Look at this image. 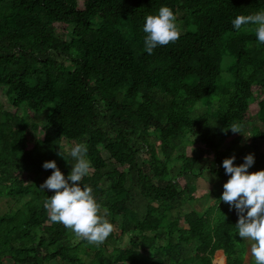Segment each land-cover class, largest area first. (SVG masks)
Returning <instances> with one entry per match:
<instances>
[{
	"label": "trees",
	"instance_id": "1",
	"mask_svg": "<svg viewBox=\"0 0 264 264\" xmlns=\"http://www.w3.org/2000/svg\"><path fill=\"white\" fill-rule=\"evenodd\" d=\"M163 6L183 32L149 55L143 26ZM261 10L264 0H0V88L17 110L0 102V195L16 204L0 214V264H214L218 251L246 264L224 189L204 212L184 207L209 201L201 178L229 179L226 158L254 154L248 172L264 170V44L254 25L231 23ZM198 142L208 152L189 155ZM78 143L91 165L80 186L114 228L99 246L51 222L54 191L23 178H49L48 161L67 178Z\"/></svg>",
	"mask_w": 264,
	"mask_h": 264
},
{
	"label": "clouds",
	"instance_id": "2",
	"mask_svg": "<svg viewBox=\"0 0 264 264\" xmlns=\"http://www.w3.org/2000/svg\"><path fill=\"white\" fill-rule=\"evenodd\" d=\"M231 23L237 31L244 25H254L258 45L264 44V10L247 16L238 15ZM143 32L146 34L143 41L144 51L149 55L158 46L175 43L181 35L173 11L166 6L159 8L158 15L146 17ZM229 129L236 134L243 132V126L236 123L230 125ZM87 151L84 143H78L71 148L70 156L75 163L72 164L67 178L55 161L45 162L43 168L53 171L40 189L55 193L44 205L51 222L60 223L77 237L99 246L106 241L114 228L100 215L101 205L96 202L92 188L87 185L83 188L80 186L79 182L88 175L91 168L90 161L86 158ZM57 155L67 161L63 151L60 150ZM235 159L233 155L223 160L222 167L229 179L223 185L224 191L219 201L229 205L230 210L235 209L239 217L235 225L238 237L253 242L250 252L255 264H264V170L251 174L248 172L255 162L254 154L246 155L239 166L234 165Z\"/></svg>",
	"mask_w": 264,
	"mask_h": 264
},
{
	"label": "rangeland",
	"instance_id": "3",
	"mask_svg": "<svg viewBox=\"0 0 264 264\" xmlns=\"http://www.w3.org/2000/svg\"><path fill=\"white\" fill-rule=\"evenodd\" d=\"M180 25H184V22L182 20V16H180L179 20H178V27L180 29V31L183 32V28H181ZM226 59V58H225ZM224 64H225V61L223 63V67H224ZM0 102L4 105V108L9 110V111H12V112H15L17 111L8 101L7 97H6V94H5V89L3 88H0ZM254 107H253V111L254 112H257V109H258V105L256 103H253ZM245 137L247 138L245 142H243V144L247 145L248 147H251L252 146V138L248 137V134L245 135ZM65 144H67L65 142ZM228 144L225 143L221 146V150L222 151H225L227 148H228ZM32 148V146H30ZM73 146H70L67 148L68 150V153H70V150ZM259 150L264 152V145H260L259 146ZM201 151H204L205 153L208 152L207 148L202 144V143H196L195 145H191L188 147V150H187V153L189 155H192L194 153H199ZM103 153V156L105 158H108L109 157V154L103 150L102 151ZM161 158H162V155H161ZM146 159H148L146 157ZM172 165V164H171ZM90 172V171H89ZM24 180L27 182V183H33L35 179H43L44 181L47 179L46 178V173L45 172H42L39 176H35L31 173H27L24 175ZM228 180V179H227ZM227 180H225V183L227 182ZM44 183V182H43ZM225 183H219V185L215 184L212 185L207 179H203L201 178L199 181H198V184H197V193L199 195V197H204L206 195H210L209 196V201H203V202H196L194 203L193 205H188L184 207V210L185 211H190L192 209H197L199 210L200 212H204L208 207L214 205L216 203V193L213 192V189H215L216 187V190L218 192H220L219 190H222L223 189V185ZM217 185V186H216ZM215 186V187H214ZM47 190V189H46ZM16 204L13 202V200L11 201L9 199V197L7 195H0V214H5L7 212L10 211L11 208H13ZM19 206V204L17 205ZM105 213V211H103V214ZM71 233H73L71 231ZM74 234V233H73ZM82 239L79 238V237H76L75 241H81ZM248 242V254H247V257H246V264H249L251 259H254V257L251 255V252H250V248H251V245H252V241L251 240H247ZM128 243V237H125L121 243L122 246L126 245ZM219 253H221L220 251L217 252L216 255H218ZM8 264H13L12 260H7L6 261ZM51 264H60V263H57L55 261L51 262ZM63 264V263H61Z\"/></svg>",
	"mask_w": 264,
	"mask_h": 264
},
{
	"label": "bare ground",
	"instance_id": "4",
	"mask_svg": "<svg viewBox=\"0 0 264 264\" xmlns=\"http://www.w3.org/2000/svg\"><path fill=\"white\" fill-rule=\"evenodd\" d=\"M225 258L223 257L222 253L218 254L215 260V264H225Z\"/></svg>",
	"mask_w": 264,
	"mask_h": 264
},
{
	"label": "crops",
	"instance_id": "5",
	"mask_svg": "<svg viewBox=\"0 0 264 264\" xmlns=\"http://www.w3.org/2000/svg\"><path fill=\"white\" fill-rule=\"evenodd\" d=\"M222 253V255H223V257L225 258V264H227V258L224 256V254H223V252H221ZM220 254V253H219ZM217 257V256H216ZM216 257H215V259H214V264H215V260H216Z\"/></svg>",
	"mask_w": 264,
	"mask_h": 264
},
{
	"label": "water",
	"instance_id": "6",
	"mask_svg": "<svg viewBox=\"0 0 264 264\" xmlns=\"http://www.w3.org/2000/svg\"><path fill=\"white\" fill-rule=\"evenodd\" d=\"M224 254V253H223ZM225 255V254H224ZM226 257V256H225Z\"/></svg>",
	"mask_w": 264,
	"mask_h": 264
}]
</instances>
